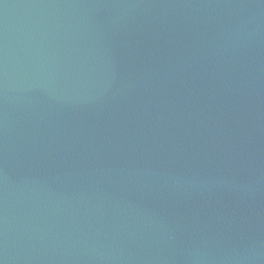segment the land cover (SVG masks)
Wrapping results in <instances>:
<instances>
[{
    "label": "water",
    "instance_id": "1",
    "mask_svg": "<svg viewBox=\"0 0 264 264\" xmlns=\"http://www.w3.org/2000/svg\"><path fill=\"white\" fill-rule=\"evenodd\" d=\"M0 264H264V0H0Z\"/></svg>",
    "mask_w": 264,
    "mask_h": 264
}]
</instances>
